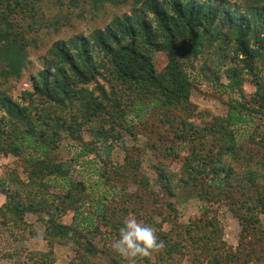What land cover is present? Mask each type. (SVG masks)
<instances>
[{
	"label": "trees",
	"instance_id": "16d2710c",
	"mask_svg": "<svg viewBox=\"0 0 264 264\" xmlns=\"http://www.w3.org/2000/svg\"><path fill=\"white\" fill-rule=\"evenodd\" d=\"M107 5L130 9L54 40L30 68L28 50L43 33L96 18ZM155 52L167 57L160 70ZM204 54L214 62L202 69L216 80L225 73L238 97L225 115L197 124L188 69ZM255 61L264 64V0H0V154L16 158L0 173V226L45 244L20 250L16 264H264V128L236 136L264 115V79L247 94L236 66L252 71ZM12 80L25 81L15 96ZM149 114L171 132V144L148 143L162 200L141 170L145 149L124 140L143 131ZM64 138L72 162L52 154ZM174 144L189 151L178 170ZM116 146L119 163L110 157ZM186 198L194 212L181 222ZM220 206L238 224L235 244L223 238ZM131 213L155 229L162 249L129 258L112 247ZM56 244L73 252L68 262H57Z\"/></svg>",
	"mask_w": 264,
	"mask_h": 264
},
{
	"label": "rangeland",
	"instance_id": "374dc122",
	"mask_svg": "<svg viewBox=\"0 0 264 264\" xmlns=\"http://www.w3.org/2000/svg\"><path fill=\"white\" fill-rule=\"evenodd\" d=\"M129 9L130 5H107L106 8L96 18L86 17L85 19L74 20L72 26H66L59 32L50 31L48 33H43L41 38L42 41H39L38 46L30 47L28 50V56L31 60L30 68L34 69L40 65V60L43 53L54 40L59 38H67L80 31L87 33L94 27L103 26L112 18L114 14H120L122 12L128 11ZM153 61L156 69L160 70L167 61L166 54L164 52H155L153 55ZM213 62L214 59L212 58V55L204 54L203 56L198 57L193 62L191 68L189 67L188 69V72L191 73V77L194 78L196 84L195 88L192 90L190 99L191 102L197 106L198 110L201 111V117L197 116L196 118L192 119L193 121L197 122V124H202L204 121L210 120L214 116L225 115L230 99L232 97H238V94L236 92L228 90L226 85L228 84L229 79L226 77L225 73H220V76L218 77L219 80H216L214 79L215 74L212 71L208 69H202L201 66L203 64L212 66ZM255 63L258 67L256 69H252V71H250L248 67L243 65L242 62L236 64V66L241 69L242 75L246 77L245 81L242 84V88L243 91L247 94L252 93L255 90V85H253V82L256 79H264V64L258 61H255ZM24 86V80H18L15 82H13L12 80L10 84V91L15 96ZM143 120L145 121L144 123H147L148 129L147 126L145 128L148 131L142 125L143 131L141 133H138L135 137L125 135L124 140L126 146H134L145 149L144 155L142 156L141 170L150 178L152 188L159 193H157V197L155 200H162L163 196L161 195V190H159L157 186L153 184L155 177L153 164L156 161V157L152 155L148 143H150L153 139H156V143L163 142L165 145L171 144V132H167L164 127L156 126L158 120L152 114H149L148 117H145ZM256 124H259V126H262L264 128V115L259 119L256 118L254 122L251 121L246 125L243 124V126L237 127L236 136L239 137L240 140L248 138L252 133L254 125ZM149 136H151V138H149ZM174 148L179 153V157L173 158L171 166L174 170H178L181 164V156L188 153L189 151L185 146L182 145L174 144ZM74 152L75 150L70 145V141L64 138L61 140L54 152L52 151V154L58 160L64 162H72L70 161V158ZM123 155L124 150L116 146L112 150L110 157L115 163H119L122 161ZM15 163L16 158L12 155L3 156L2 154H0V173H2L8 167H13ZM90 167L93 168V166ZM77 168L80 167L77 166ZM21 174L22 176H24L23 173ZM91 178L95 179L97 178V175H93V177ZM136 188L137 185L134 184L130 186L129 190L134 191L136 190ZM2 199L3 198L0 195V202L2 201ZM189 199L187 200L186 198L184 200L187 203L185 204L184 202V205L187 207V209H189V211L179 219L181 222H186L189 215H193L192 212H194L193 209L195 207V204ZM152 207H154L153 204H146L147 211H150ZM159 207H161V205ZM156 208H158V206L154 209ZM219 217L222 224L224 225L223 238L235 244V232H237L238 230V224L236 220L233 218V216L225 206H220ZM130 218H134V215L132 213L128 216V219ZM28 221L32 222L35 228L39 230L43 229L42 223L40 221H37L35 217L29 216ZM261 221L262 223H264V214L261 215ZM25 248H36L39 250H44L45 244L44 242L31 239L28 234L24 232L18 230L14 231L13 229L8 230L3 226H0V264L18 263L20 260L19 252L20 250H23ZM6 253L10 254V256H5ZM55 256L57 262L65 263L72 258L73 252L68 247L59 246L56 249Z\"/></svg>",
	"mask_w": 264,
	"mask_h": 264
},
{
	"label": "clouds",
	"instance_id": "9594fccd",
	"mask_svg": "<svg viewBox=\"0 0 264 264\" xmlns=\"http://www.w3.org/2000/svg\"><path fill=\"white\" fill-rule=\"evenodd\" d=\"M164 246V241L158 239L153 227L135 218L123 222L119 228V238L112 245L120 255L129 258L148 256Z\"/></svg>",
	"mask_w": 264,
	"mask_h": 264
},
{
	"label": "crops",
	"instance_id": "0c3cea01",
	"mask_svg": "<svg viewBox=\"0 0 264 264\" xmlns=\"http://www.w3.org/2000/svg\"><path fill=\"white\" fill-rule=\"evenodd\" d=\"M31 239H32V238H31ZM33 240H34V239H33ZM59 246H60V247H61V246L63 247V245H58V244H56V245L54 246V252H56V249H57V247H59ZM65 247H66V246H65ZM56 260H57V259H56Z\"/></svg>",
	"mask_w": 264,
	"mask_h": 264
}]
</instances>
